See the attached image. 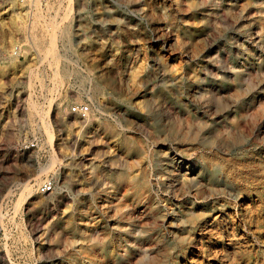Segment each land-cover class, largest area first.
Listing matches in <instances>:
<instances>
[{
  "label": "rangeland",
  "instance_id": "374dc122",
  "mask_svg": "<svg viewBox=\"0 0 264 264\" xmlns=\"http://www.w3.org/2000/svg\"><path fill=\"white\" fill-rule=\"evenodd\" d=\"M0 264H264V0H0Z\"/></svg>",
  "mask_w": 264,
  "mask_h": 264
},
{
  "label": "built area",
  "instance_id": "2783aa9c",
  "mask_svg": "<svg viewBox=\"0 0 264 264\" xmlns=\"http://www.w3.org/2000/svg\"><path fill=\"white\" fill-rule=\"evenodd\" d=\"M15 54L19 53V48L16 47L14 49ZM70 112L79 115L80 117H86L89 113V106L87 104H75L70 108ZM52 190V182L51 181H44L39 184L38 191L40 193H48Z\"/></svg>",
  "mask_w": 264,
  "mask_h": 264
},
{
  "label": "bare ground",
  "instance_id": "6f19581e",
  "mask_svg": "<svg viewBox=\"0 0 264 264\" xmlns=\"http://www.w3.org/2000/svg\"><path fill=\"white\" fill-rule=\"evenodd\" d=\"M182 163H185V166H187V171L188 172H192L194 169H193V160L192 159H187V160H184ZM191 211V210H190Z\"/></svg>",
  "mask_w": 264,
  "mask_h": 264
}]
</instances>
